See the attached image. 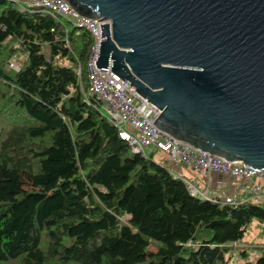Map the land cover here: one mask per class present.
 Masks as SVG:
<instances>
[{"label":"trees","instance_id":"16d2710c","mask_svg":"<svg viewBox=\"0 0 264 264\" xmlns=\"http://www.w3.org/2000/svg\"><path fill=\"white\" fill-rule=\"evenodd\" d=\"M90 45L69 21L0 0V264H224L252 220L264 230V205L191 196L156 152L131 153L87 93ZM257 250L243 264H264Z\"/></svg>","mask_w":264,"mask_h":264},{"label":"water","instance_id":"95a60500","mask_svg":"<svg viewBox=\"0 0 264 264\" xmlns=\"http://www.w3.org/2000/svg\"><path fill=\"white\" fill-rule=\"evenodd\" d=\"M59 1L108 22L95 66L158 110L155 128L264 175V0Z\"/></svg>","mask_w":264,"mask_h":264},{"label":"built area","instance_id":"2783aa9c","mask_svg":"<svg viewBox=\"0 0 264 264\" xmlns=\"http://www.w3.org/2000/svg\"><path fill=\"white\" fill-rule=\"evenodd\" d=\"M25 2L29 7L59 16L77 29L89 34L91 45L86 62L87 93L99 103V115L114 128L117 138L128 146L131 153L146 157L145 150L150 149L163 154L172 163L188 168L199 175L217 173L235 178L239 181L238 191L264 202V186L253 182V179H259L264 184L263 174L249 170L244 165L201 152L159 131L152 125L158 110L111 72L109 65L107 69L95 66L100 44L99 25L108 22H99V19H83L74 14L64 1L25 0ZM6 68L14 71L18 69L12 62H8ZM182 181L191 196L228 205L241 202L225 195L221 198L213 197L205 191L198 190L186 179L182 178ZM246 181L250 183L248 190L242 186V183Z\"/></svg>","mask_w":264,"mask_h":264},{"label":"crops","instance_id":"0c3cea01","mask_svg":"<svg viewBox=\"0 0 264 264\" xmlns=\"http://www.w3.org/2000/svg\"><path fill=\"white\" fill-rule=\"evenodd\" d=\"M153 152L154 151H151L150 153ZM154 155L166 158V156L159 152H156V154ZM166 169L172 176L186 179L187 181L192 183L198 190L205 191L213 197L221 198L222 195H225L241 202H256L255 204L260 202V205L264 203L258 198L253 197L252 195H248L245 193H241V191H238L237 187L239 186V181L235 178L217 173H208L202 176L188 168H185L178 164H174L172 162ZM253 182L264 186L262 181H260L259 179H253ZM242 186L243 188L248 190V188H250V183H248L247 181L243 182Z\"/></svg>","mask_w":264,"mask_h":264},{"label":"rangeland","instance_id":"374dc122","mask_svg":"<svg viewBox=\"0 0 264 264\" xmlns=\"http://www.w3.org/2000/svg\"><path fill=\"white\" fill-rule=\"evenodd\" d=\"M22 62H23V57L20 55H16L12 59V63L16 65V67H19ZM150 152H151L150 149L145 150V153L147 155H149ZM152 159L157 161L165 168H168L169 165L171 164V161L168 158L159 157L158 155H153ZM10 177L17 182L20 190L25 191L31 188V183L28 175L15 172V173H11ZM255 203L253 202L252 204ZM257 204L260 205V202ZM261 205H264V203ZM258 247H264V230L262 229V226L258 223L257 220H252L249 223L243 235L242 240L239 243L230 246V250L224 256L225 259L224 264H243L244 261H242V258L244 256L241 255V252L245 253L246 255L245 258L248 261L253 262L259 255L257 250ZM149 251H153V249L150 248Z\"/></svg>","mask_w":264,"mask_h":264}]
</instances>
